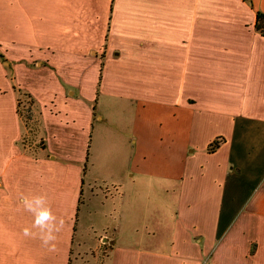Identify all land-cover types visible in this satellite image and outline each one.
I'll return each instance as SVG.
<instances>
[{"label": "crops", "instance_id": "0c3cea01", "mask_svg": "<svg viewBox=\"0 0 264 264\" xmlns=\"http://www.w3.org/2000/svg\"><path fill=\"white\" fill-rule=\"evenodd\" d=\"M180 2L193 4L185 35L202 37L218 76L178 106ZM212 5L223 27L211 26ZM256 13L264 0H0L2 94L18 122L13 87L29 95L39 135L26 148L16 135L0 156V264H264ZM243 177L255 183L240 202ZM39 195L64 221L54 251L23 235L32 216L21 200Z\"/></svg>", "mask_w": 264, "mask_h": 264}, {"label": "rangeland", "instance_id": "374dc122", "mask_svg": "<svg viewBox=\"0 0 264 264\" xmlns=\"http://www.w3.org/2000/svg\"><path fill=\"white\" fill-rule=\"evenodd\" d=\"M179 6H174L176 11L180 13V17L174 20V23L176 24V28H178V34L174 32V77H173V88H174V105L180 106V104H186V102L194 103V98L192 96H199L203 95L204 92H206L205 88L208 86L207 83V77H217L218 76V68H215L213 66H207L209 63L207 62V56L206 59L203 58V52L202 49L198 48V44H200L202 41V37L199 35H195L192 37H188L185 35L186 29L188 30V27H190L189 19L184 18L187 13L192 12V3H179ZM202 6L199 4H194V7ZM185 14V16H184ZM187 17V16H186ZM221 17H225L220 11H217L214 5H212L210 18H211V26L219 27L224 24H220L218 22V19H222ZM199 26L196 25V27L202 28L203 22L201 20L198 21ZM208 38V37H207ZM211 39V37H209ZM192 48V51L190 53V49ZM194 53V56L191 54ZM191 55L193 59V66H190L187 68V64L189 63V60L187 61L188 57L187 55ZM3 55V56H2ZM205 55V54H204ZM209 57V56H208ZM6 58L5 55L0 53V156L1 158H4V156L10 154L7 147L12 146L11 140L16 135H22L20 137V140H18L17 144L22 145L26 148L27 146L33 145V141H35V138H32V134L28 131L29 129H34V114L31 111L32 102L30 100V97L26 96V94H20V96L17 97L16 91L14 92V97H16V113L20 118V122L18 120L16 121V115L15 111H12L13 109V93L11 91L7 92L6 94L3 91L7 90V81L4 79L3 75H6V77H10V69H6ZM5 62V64H3ZM192 63V62H191ZM6 72V74H5ZM205 77V78H203ZM5 88V89H2ZM16 88V87H15ZM14 90V89H13ZM20 91V90H19ZM18 92V91H17ZM192 95V96H191ZM94 126H97L95 124ZM32 133V132H31ZM122 132L120 133V135ZM95 139L94 134V127H93V134H92V140ZM93 147V142H92ZM112 153H115L116 156H119L121 153V150L119 152V148L112 149ZM252 158V157H251ZM254 158V157H253ZM249 165V164H248ZM251 165V163H250ZM258 167V171L256 172V176L260 177L262 174V171L264 170V164H259L257 161L254 164ZM119 166V165H118ZM246 174V170H244V176ZM243 186H242V192L240 196L237 198L238 201H242L244 199V196L249 193V191L252 189V185L255 183V179L252 177L241 179ZM239 202V203H240ZM96 203V202H95ZM91 205V204H89ZM94 205V204H93ZM237 206V205H236ZM8 226V225H7ZM21 228H23L24 225L19 224ZM15 226H11V230L14 229ZM4 230H7L9 232V229L6 227H3ZM22 229L16 227L15 228V234L20 235ZM6 234V233H5ZM5 236V235H4ZM52 260V259H51ZM50 264H59L57 260L50 261ZM91 264V261L88 263Z\"/></svg>", "mask_w": 264, "mask_h": 264}, {"label": "clouds", "instance_id": "9594fccd", "mask_svg": "<svg viewBox=\"0 0 264 264\" xmlns=\"http://www.w3.org/2000/svg\"><path fill=\"white\" fill-rule=\"evenodd\" d=\"M21 204L32 216L31 227L25 228L23 235L39 239L42 246L47 247L49 251H54L58 234L64 226L63 219L53 214L45 195L23 197Z\"/></svg>", "mask_w": 264, "mask_h": 264}, {"label": "trees", "instance_id": "16d2710c", "mask_svg": "<svg viewBox=\"0 0 264 264\" xmlns=\"http://www.w3.org/2000/svg\"><path fill=\"white\" fill-rule=\"evenodd\" d=\"M244 1H247V0H244ZM254 30L257 33H259L260 36L264 37V14H262V13H256V21H255V25H254ZM13 89H14V91H16L17 97L20 96V94H26L23 91H21L20 89H16L15 86L13 87ZM26 96L29 97L28 94H26ZM31 102H32L31 111L34 114V124H33L34 129H29L28 131L30 132V134L33 135L32 138H35L36 140L37 139L39 140V135H38V132L36 130V124H35V119H36L35 117H38V114L36 113V111H35V109L33 107V101L32 100H31ZM93 109H94V107H93ZM221 142H222V139H220L219 137L216 138L215 140H213L210 143V145L208 146V151L209 152H214L219 147V145H220ZM80 203L81 202L79 201V204Z\"/></svg>", "mask_w": 264, "mask_h": 264}]
</instances>
